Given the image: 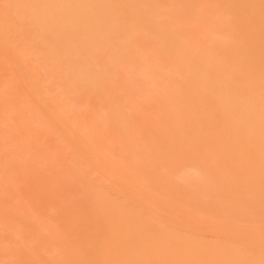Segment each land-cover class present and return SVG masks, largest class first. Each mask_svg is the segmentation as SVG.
I'll list each match as a JSON object with an SVG mask.
<instances>
[{"label": "bare ground", "instance_id": "bare-ground-1", "mask_svg": "<svg viewBox=\"0 0 264 264\" xmlns=\"http://www.w3.org/2000/svg\"><path fill=\"white\" fill-rule=\"evenodd\" d=\"M0 264H264V0H0Z\"/></svg>", "mask_w": 264, "mask_h": 264}]
</instances>
